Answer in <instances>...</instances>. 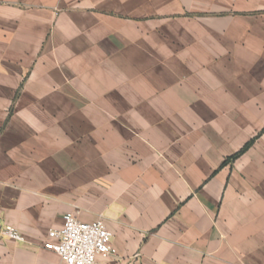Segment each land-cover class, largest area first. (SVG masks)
Masks as SVG:
<instances>
[{
    "label": "crops",
    "instance_id": "crops-1",
    "mask_svg": "<svg viewBox=\"0 0 264 264\" xmlns=\"http://www.w3.org/2000/svg\"><path fill=\"white\" fill-rule=\"evenodd\" d=\"M66 213L97 264H264V0H0V264Z\"/></svg>",
    "mask_w": 264,
    "mask_h": 264
},
{
    "label": "built area",
    "instance_id": "built-area-1",
    "mask_svg": "<svg viewBox=\"0 0 264 264\" xmlns=\"http://www.w3.org/2000/svg\"><path fill=\"white\" fill-rule=\"evenodd\" d=\"M23 243L24 237L9 225L0 226V240ZM111 232L102 219L81 222L73 213L62 217V226L50 230L43 248L54 253L62 264H97L115 254Z\"/></svg>",
    "mask_w": 264,
    "mask_h": 264
},
{
    "label": "trees",
    "instance_id": "trees-1",
    "mask_svg": "<svg viewBox=\"0 0 264 264\" xmlns=\"http://www.w3.org/2000/svg\"><path fill=\"white\" fill-rule=\"evenodd\" d=\"M251 143H252V141L247 143L239 152H237L233 156L229 157L226 161H232V160L236 159L238 156H240L243 152H245L247 150V148L251 145Z\"/></svg>",
    "mask_w": 264,
    "mask_h": 264
}]
</instances>
